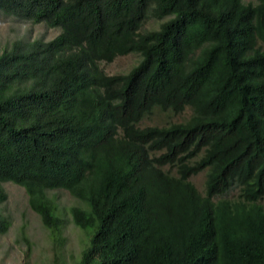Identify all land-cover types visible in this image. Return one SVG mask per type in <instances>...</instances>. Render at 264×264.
<instances>
[{"label": "trees", "instance_id": "16d2710c", "mask_svg": "<svg viewBox=\"0 0 264 264\" xmlns=\"http://www.w3.org/2000/svg\"><path fill=\"white\" fill-rule=\"evenodd\" d=\"M0 11L59 29L0 53V202L2 183L22 186L55 250L64 219L51 192L67 190L85 236L74 264H264V0ZM149 18L159 24L143 30ZM129 53L140 58L125 73L100 67Z\"/></svg>", "mask_w": 264, "mask_h": 264}, {"label": "rangeland", "instance_id": "374dc122", "mask_svg": "<svg viewBox=\"0 0 264 264\" xmlns=\"http://www.w3.org/2000/svg\"><path fill=\"white\" fill-rule=\"evenodd\" d=\"M158 24V20L149 18L142 28L143 30L157 28ZM58 33V28L49 27L43 22L33 23L5 15L0 11V53L5 46L14 41L32 39L47 41ZM139 58L138 54L129 53L117 56L111 62H100V67L107 74L125 73L138 62ZM188 113V109L179 115L155 111L143 118L141 124L154 125L180 121ZM204 179V172L191 177L199 190L204 188ZM2 186L6 198L0 202V220L7 221V227L0 231V264H55V255L59 264H74L85 241L84 234L74 226L69 213L70 207L77 203V200L64 189L51 192L64 219L60 246L53 250L49 230L39 214L30 207L25 189L12 182H4Z\"/></svg>", "mask_w": 264, "mask_h": 264}, {"label": "clouds", "instance_id": "9594fccd", "mask_svg": "<svg viewBox=\"0 0 264 264\" xmlns=\"http://www.w3.org/2000/svg\"><path fill=\"white\" fill-rule=\"evenodd\" d=\"M200 173V172H199ZM198 174V173H197ZM205 174V172H204ZM196 175V174H195ZM193 176V175H192ZM191 176V177H192ZM191 177H190V181L194 184V186L197 188V190L201 193V194H204L205 193V185H204V188L203 190H199L198 187L195 185V183L191 180ZM204 184H205V179H204Z\"/></svg>", "mask_w": 264, "mask_h": 264}]
</instances>
